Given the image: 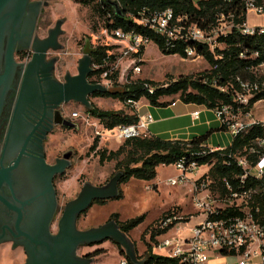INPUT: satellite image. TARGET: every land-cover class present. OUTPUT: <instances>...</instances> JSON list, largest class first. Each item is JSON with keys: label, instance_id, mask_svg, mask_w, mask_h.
Instances as JSON below:
<instances>
[{"label": "water", "instance_id": "water-1", "mask_svg": "<svg viewBox=\"0 0 264 264\" xmlns=\"http://www.w3.org/2000/svg\"><path fill=\"white\" fill-rule=\"evenodd\" d=\"M109 3L120 14L116 1L109 0ZM45 5L30 0H0V113L5 92L18 66L14 52L31 50L33 53L23 73L1 153L0 245L10 243L13 249L22 248L26 257L24 264H93L87 254L78 255V250L111 241L122 249L132 264H143L137 259L133 243L114 220L87 230L77 228L79 217L94 201L117 198L120 172L102 186L84 183L77 197L64 206L56 223V232H52L57 209L53 179L70 167L71 154L66 153L55 164L48 165L43 141L51 125L40 131V124L52 123L50 110L62 104L75 102L87 110L91 108L88 98L94 93L117 95L123 94L124 89H106L88 81L92 60L87 45L78 60L76 75L67 74L64 83L52 79L54 60L46 62V54L48 50L61 49L58 37L63 31L62 21H58L46 38L34 35L37 17ZM32 111L38 112L40 117L36 126L26 121ZM57 116L55 125L74 127L63 120L60 113L57 112ZM2 185L8 187L10 196L3 195Z\"/></svg>", "mask_w": 264, "mask_h": 264}, {"label": "built area", "instance_id": "built-area-1", "mask_svg": "<svg viewBox=\"0 0 264 264\" xmlns=\"http://www.w3.org/2000/svg\"><path fill=\"white\" fill-rule=\"evenodd\" d=\"M245 10L246 13L264 16V4H257L256 0H245ZM128 18L140 27L162 37L170 49L185 45L183 52L185 59L188 60L201 58L197 55L196 45L206 46L214 55L215 49L220 48L217 38L225 37L233 30L238 31L242 36L264 33V26H249L247 21L235 24L231 13L227 16L220 14L216 24L207 30L202 29L197 23L190 22L186 15L175 16L171 9L151 11L141 8L135 14H129ZM104 34L107 39H112L115 43H104L112 49L107 50L106 56L100 62L91 65L93 76L90 83L99 84L106 89H125L137 80H142L140 79L142 52L151 43L148 37L134 30L121 29H111L108 32L104 30ZM117 43L121 45L118 46ZM214 58L221 57L215 55ZM239 87L240 91L232 98L233 103L238 106L236 110L231 105L214 110L216 118L230 133L232 139L252 125H264V122L252 118L251 109L248 112H242L240 109L249 102L243 93L255 92L258 90L257 86L254 82L250 83V86L245 82H239ZM145 88L149 94L153 93L154 88L148 85H145ZM220 91L224 92L225 89L220 88ZM126 105L133 109L138 123L103 131L118 143L146 136L147 126L152 122L148 113L138 116L137 102L128 100ZM199 113L195 111L191 115L194 119H198ZM71 117L78 118L80 114L74 113ZM238 117H243V121ZM83 119L88 122L86 117ZM96 134L102 136V133L96 132ZM200 148L202 150L195 154L199 157L226 150V148H208L203 145ZM228 157L230 161L225 164L228 166L233 161L241 172L235 176L236 189L227 179L221 181L223 194L213 189V182L207 175L212 165L200 166L196 161L187 162L184 159L173 164L178 175L168 178L166 184L174 187L190 185L191 202L197 210L195 217L197 221L186 229V233H182L181 224L189 222L191 218L184 219L174 210L169 212L160 220L156 229L173 230V236L156 242L151 248V255L156 256L154 254L157 250L161 251L164 256L159 257L172 260L167 264H207L213 254L236 256L239 258L238 264H264V219H259L261 210L254 201L256 195L264 199V139L243 148L241 152L228 154ZM204 166L205 170L199 172ZM248 181L258 184L246 188L245 184ZM228 211L238 212L240 215H227ZM119 264L129 263L122 258Z\"/></svg>", "mask_w": 264, "mask_h": 264}, {"label": "rangeland", "instance_id": "rangeland-1", "mask_svg": "<svg viewBox=\"0 0 264 264\" xmlns=\"http://www.w3.org/2000/svg\"><path fill=\"white\" fill-rule=\"evenodd\" d=\"M45 1L48 6L43 9L40 15L36 32L38 37L42 39L47 37L48 30L54 27L56 21H64L61 27L63 34L59 36V43L62 48L48 52V57L57 58L55 66L57 78H62L65 73L77 74V63L83 56L85 42H94V45L96 43H115L114 40L107 39L104 34V20L94 10L97 0L88 5L82 3L81 0ZM249 18L256 22L263 19L262 16L253 13H249ZM117 45L121 44L117 43ZM223 47V45L220 46V48ZM28 54L30 55V53ZM141 66L140 79L152 80L164 86L179 77L196 75L209 70L208 64L202 58L188 60L179 57V55L165 56L159 52L154 43L147 45ZM252 74L257 79V82L254 83L258 90L243 93L244 96H247L248 101L256 93L264 90V65L257 67ZM245 84L250 86V82H245ZM173 98L176 97H163L160 100L170 101ZM88 99L99 110H124L126 112L130 110L129 106L115 99L100 97H89ZM60 109L69 116L74 127L60 126L54 128L45 142V154L50 163H53L56 158H62L66 153L71 154L70 167L62 175L56 176L54 181L58 199V214L52 224L53 233L56 232V223L64 206L77 197L84 183L102 186L117 173L114 162L105 163L101 166L98 164V158L93 153H89L94 138H99L98 149L116 150L121 145L117 140L103 133V129L97 120L89 117L86 109L80 104L69 102L66 105L63 104ZM250 111L255 121L264 122V100L255 103ZM74 113H79L80 117H71ZM83 117H86L88 122ZM238 119L243 121L244 118L238 117ZM96 132L102 133V136L97 135ZM205 168L204 166L199 172L204 171ZM177 175L178 172L172 164L159 166L156 178L151 181L130 179L128 183L120 185L122 192L120 198L106 200L103 204H92L79 217L77 228L87 230L99 227L107 223L112 215H117L120 224L142 217V220L127 233V237L133 243L137 257H145L148 245H151L152 248L156 242L173 236L172 230L166 236L157 234L154 236L155 240H151L152 232L156 230L165 213L174 210L184 219L191 218V221L181 224L182 233H186V229L192 225L196 217L197 210L191 202L190 185L174 187L166 184L168 178ZM93 250L103 251L102 254L91 258L93 264H119L123 258L122 249L111 241H105L91 248L82 247L78 250V255L90 254ZM154 255L164 256L159 250ZM25 258L22 248L13 249L10 243L0 245V264H24Z\"/></svg>", "mask_w": 264, "mask_h": 264}, {"label": "trees", "instance_id": "trees-1", "mask_svg": "<svg viewBox=\"0 0 264 264\" xmlns=\"http://www.w3.org/2000/svg\"><path fill=\"white\" fill-rule=\"evenodd\" d=\"M81 1L88 5L94 0ZM116 3L120 14L116 13L115 8L109 3V0H97L94 5L95 12L104 20V29L107 32L111 29L134 30L148 37L151 43L157 46L162 55H179L183 59L185 58L183 52L185 45H179L174 49L168 48L162 37L140 27L130 20L128 15L135 14L141 8H147L151 11L171 9L175 16L186 15L190 22L197 23L202 29L207 30L216 24V19L220 14L224 16H227L228 13L233 14V22L235 24L245 22L247 14L245 0H116ZM256 3L264 4L263 0H256ZM217 42L220 46L223 45L224 47L216 48L214 55L204 45H196L195 47L197 55L208 64L209 70L196 75L179 77L167 84L166 87L152 80H137L125 87L123 94L94 93L90 97L111 98L118 100L124 105H126V101L128 100L138 102L141 99H145L150 105L164 107L170 101H161L160 99L175 96L184 103L203 105L213 111L228 105L233 106L234 110H236L238 106L233 103L232 98L236 92L240 91L239 82H257L252 72L257 67L264 65V33L254 36H242L238 31L233 30L225 37H218ZM111 49L112 47L101 43L95 50H90L89 55L92 64L100 62L106 56L107 50ZM215 55L221 58L215 59ZM92 76L93 73L89 75V81ZM145 85L154 88L152 94L148 93ZM220 88H224L225 91L221 92ZM262 100H264V90L256 93L249 100V104L245 107H240V109L242 112H248L255 103ZM86 113L91 118L97 120L103 131H111L117 126L135 125L138 123L137 115L133 109L128 110V112L124 110L104 111L99 110L91 104V108L87 109ZM222 129H225V127L222 126ZM209 134L210 132L189 142L164 141L147 134L146 136L119 142L121 145L116 150L110 151L98 149L99 138L96 137L89 148V153H93L98 158V164L101 166L105 163L114 162L115 170L122 174L117 198L122 196L120 190L121 184L128 183L130 179L151 181L156 178L159 166L172 165L182 159L187 162L196 161L200 166L206 164L212 165L207 175L213 182V189L223 194L224 188L221 181L227 179L232 187L236 189L237 181L235 176L241 172L233 164V161L228 166L225 164L227 161H230L228 154L241 152L243 148L264 139V125H252L246 131L238 134L233 139L231 146L227 147L224 152L207 154L204 157L195 155L202 150L200 146L206 142ZM257 184L248 181L245 187H255ZM254 201L261 210L259 219H264V199L260 195H256ZM104 202L97 200L93 204H103ZM168 214L169 212L165 213L163 217ZM227 215L236 216L240 214L228 211ZM110 220H114L119 225L120 230L127 235L142 220V217L123 224L118 222L117 215H112ZM165 231L154 230L151 240L154 241L155 235L162 234ZM150 252L151 245H148V250L145 252L146 256L137 257V259L143 261V264H167L172 262V260L164 257L153 256ZM102 253V250H95L86 256L92 258ZM121 255L129 264H132L124 252H121Z\"/></svg>", "mask_w": 264, "mask_h": 264}, {"label": "crops", "instance_id": "crops-1", "mask_svg": "<svg viewBox=\"0 0 264 264\" xmlns=\"http://www.w3.org/2000/svg\"><path fill=\"white\" fill-rule=\"evenodd\" d=\"M262 18L260 22H256L254 19L249 18V13L246 14V21L249 26H264V16ZM136 107L138 116L146 113L151 115L152 122L147 126L146 130L149 136L157 137L164 141L189 142L210 132L203 146L208 148H227L232 144L233 139L230 133L222 129L214 111L205 106L193 103L187 104L178 98H173L164 107L150 105L145 99L139 100ZM195 111L200 112L198 119H194L191 115ZM196 221L197 218H194L192 224ZM171 232L168 229L162 234L166 236ZM238 262L239 258L236 256L213 254L207 264H238Z\"/></svg>", "mask_w": 264, "mask_h": 264}, {"label": "flooded vegetation", "instance_id": "flooded-vegetation-1", "mask_svg": "<svg viewBox=\"0 0 264 264\" xmlns=\"http://www.w3.org/2000/svg\"><path fill=\"white\" fill-rule=\"evenodd\" d=\"M30 2H41L43 4H46L45 6H42V8L40 10V13H39V15L37 17L36 25H35L34 35L38 37V35L36 33L37 32V25L39 23L40 15H41L43 9L48 6V3L45 0H30ZM58 21H62V25H63V23H64L63 20H58ZM58 21H56V23ZM56 23H55V25H56ZM55 25H54V27H55ZM53 28H51V29H53ZM51 29H49V30H51ZM40 39H42V38H40ZM58 42H59V37H58ZM93 43L94 42H90V41L89 42H85L84 45H83V48L87 45V48H89L90 50H95L100 45V44H97V43L94 45ZM49 51H53V50H48L47 51L46 62H50L51 60H54L53 69H52V72H51L52 79L55 80L58 83H64L65 82V76L67 74H69V73H65V75L62 78L61 77L57 78L55 76V66H56V63H57V58L48 57V52ZM28 53H30V55ZM32 54L33 53H32L31 50H26V51H16V52H14V55H13L14 56V60H15V62H16V64L18 66L15 69V74H14V78H13V80L11 82V85H10L9 89L5 92L4 103H3L2 110H1V113H0V160H1L2 149H3V147L5 145V141H6V136L8 134L9 129H10V122H11V118H12V115H13V112H14V107H15V104H16V100H17V97H18V94H19V91H20V88H21V85H22L23 73L25 71L26 64L30 61V59L32 57ZM24 55H26V58H24ZM2 68H3V63L1 64V69ZM70 76H74V75L70 74ZM88 81H89V79H88ZM66 104H64V105H66ZM61 106H59L56 109H51L50 110L51 111V116H52V123L47 124V122H45V124L44 123L40 124V127H39L40 131L43 130V128H46V127L51 125V129H50L49 133H47L46 139L43 141L44 154H45V142L47 140L48 135H50L53 132L54 128L61 126V125H55L54 124V121L58 118L57 112L60 113V115H61L63 120L67 121L68 123H71L70 120H69V116L65 115L61 111V109H60ZM37 113L38 112L32 111L31 115H29L26 118V121L28 123H31L32 125L36 126L37 123H39V118H40ZM66 128H69V127H66ZM57 159H60V158H56L53 163H50V162L47 161L46 154H45V161H46V163L48 165L55 164ZM5 167H6V165H5ZM55 178H56V176L53 179V186H54ZM54 189H55V186H54ZM1 190H2V193H3L4 196H6V197L10 196V191H9L7 186L2 185ZM55 192H56V190H55ZM56 198H57V194H56ZM57 214H58V199H57V209H56V213L54 215L52 224L54 223ZM51 227H52V225H51Z\"/></svg>", "mask_w": 264, "mask_h": 264}]
</instances>
